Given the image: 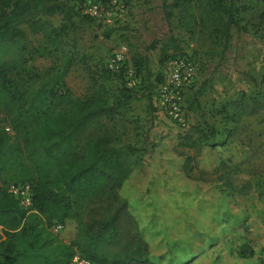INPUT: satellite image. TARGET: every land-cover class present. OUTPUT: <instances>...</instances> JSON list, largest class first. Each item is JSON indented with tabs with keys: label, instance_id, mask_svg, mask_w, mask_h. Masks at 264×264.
<instances>
[{
	"label": "rangeland",
	"instance_id": "1",
	"mask_svg": "<svg viewBox=\"0 0 264 264\" xmlns=\"http://www.w3.org/2000/svg\"><path fill=\"white\" fill-rule=\"evenodd\" d=\"M163 1L122 0L106 19L79 11L57 46L44 31L24 23L22 37L0 39V65L16 64L14 70L23 75L17 95L40 120L48 106L58 104L59 97L51 94L56 87L78 99L90 96L100 83L117 93L135 78L137 84L130 88L144 87L151 99L140 96L124 116L104 121L124 126V139L143 147L139 170L151 192L125 191L135 200L141 222L159 233L170 232L169 247L175 239L181 241L174 249L178 253L193 247L197 256L192 264H214L216 259L219 264H264V109L233 119L220 112L243 92L264 91V0H235L238 21L248 31L232 26L227 43L215 31L213 16L203 14L205 0L175 9L170 21ZM43 19L50 28L65 22L62 15ZM171 35L181 52L161 65L160 47ZM117 53L123 59L114 62ZM136 53L147 56L149 74L137 75L132 63ZM172 102L181 109V120L170 119ZM9 115L0 102V126L11 127ZM181 123L187 129L214 126L218 132L209 141L215 145L202 151L179 145ZM221 159L233 166L225 174L217 170ZM220 175L251 189L223 195ZM243 249L252 255L240 257Z\"/></svg>",
	"mask_w": 264,
	"mask_h": 264
},
{
	"label": "trees",
	"instance_id": "2",
	"mask_svg": "<svg viewBox=\"0 0 264 264\" xmlns=\"http://www.w3.org/2000/svg\"><path fill=\"white\" fill-rule=\"evenodd\" d=\"M85 1L0 0V39L11 42L22 37L21 25L27 23L33 31H44L48 42L57 46ZM96 1L107 4L111 0ZM192 2L164 0L167 19H172L175 9L188 8ZM202 8L204 15L215 19V31L224 42L230 39L232 26L248 31L238 21L235 0H205ZM54 15L65 20L59 28H50L43 19ZM261 17L264 19V12ZM180 52L181 45L171 35L160 47L159 63L165 64ZM132 63L138 76L150 73L146 55L134 54ZM15 67L9 61L0 65V102L11 117V127L0 126V264H69L76 252L96 264H192L197 256L193 247L178 253L181 250L174 249L181 241L175 239L174 247H169L170 232L159 233L139 219L135 200L125 191L151 192L150 182L144 181L139 170L143 147L124 139V126L104 121L124 116L140 96L150 100L144 87L123 85L116 93L100 83L90 96L78 99L60 93L61 87H56L51 94L59 97L58 104L48 106L46 118L40 120L17 95L23 75ZM162 80L159 76L158 82ZM262 109L264 91L259 90L243 92L224 103L220 112L233 119L256 115ZM178 125L179 145L196 146L200 151L215 145L209 141L218 132L214 126L187 129ZM232 168L221 159L217 170L225 174ZM220 179L224 181L223 195L251 189L249 185H234L225 175ZM26 182L32 187L29 208L9 192L12 183ZM56 224L63 226L62 234L53 230ZM65 230H72L70 241L64 239ZM238 255L247 258L252 253L243 249ZM214 264H219V259Z\"/></svg>",
	"mask_w": 264,
	"mask_h": 264
},
{
	"label": "built area",
	"instance_id": "3",
	"mask_svg": "<svg viewBox=\"0 0 264 264\" xmlns=\"http://www.w3.org/2000/svg\"><path fill=\"white\" fill-rule=\"evenodd\" d=\"M120 6V2L118 0H111L107 4L100 3L96 0H86L81 5V10L84 14L96 18V19H106L111 18L112 12L114 7ZM123 59V53H117L115 58L113 59L114 62L121 61ZM137 84L135 78L130 79L129 86L134 87ZM170 117L173 120H181V109L172 102L169 107ZM182 125L184 123H181ZM8 131L11 132L10 127H6ZM9 192L19 200L20 204L24 208H29L32 204V187L31 184L26 183H12L9 186ZM63 226L61 224H56L53 227V230L56 233H59L62 230ZM69 264H96L90 258L82 255L79 252H76L70 259Z\"/></svg>",
	"mask_w": 264,
	"mask_h": 264
},
{
	"label": "crops",
	"instance_id": "4",
	"mask_svg": "<svg viewBox=\"0 0 264 264\" xmlns=\"http://www.w3.org/2000/svg\"><path fill=\"white\" fill-rule=\"evenodd\" d=\"M64 239H65L66 241H70V240H71V234L67 235Z\"/></svg>",
	"mask_w": 264,
	"mask_h": 264
}]
</instances>
